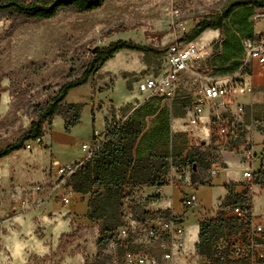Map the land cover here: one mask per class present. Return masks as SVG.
Here are the masks:
<instances>
[{
  "label": "rangeland",
  "instance_id": "rangeland-1",
  "mask_svg": "<svg viewBox=\"0 0 264 264\" xmlns=\"http://www.w3.org/2000/svg\"><path fill=\"white\" fill-rule=\"evenodd\" d=\"M229 1L109 0L91 12L78 13L69 8L54 18L36 21L25 19L11 10L0 11V148L18 140L29 130L62 84L81 76L95 49L126 39L162 50L173 39L175 9H179L185 21L186 34L201 19L219 12ZM249 12L248 23L253 33L264 35V7L239 8L225 18L224 27L209 28L208 34L205 31L199 36L186 37L183 34L184 40L196 43L205 55L193 63L196 69L210 72L218 79H232L240 68L231 69L233 66L229 65L245 61L240 41L249 33V28L239 26L238 21ZM223 36L231 41L225 56L219 54L221 49L218 48ZM165 62V51L121 49L87 83L73 88L53 117L44 121L46 143L43 139L41 145L24 146L0 160V264H126L127 250L160 256L157 245L147 235L152 216L143 207L139 208L133 190H128L124 204L123 225L129 226L130 234L122 236L119 227L114 238L100 247L101 222L89 220L84 201L76 195L71 203L64 204L55 195L44 197L42 192L34 190V186L54 179L51 173L54 161L66 165L75 163L71 161L73 159L84 157L82 145L91 143L95 130L104 129L105 115L106 126H113L139 109L135 103L139 96V82L147 76L162 74L166 69ZM253 64L254 61H246L238 77L242 80L248 78ZM262 70L264 72V65ZM140 95L145 97L143 93ZM250 96H257L259 103L264 105V87L255 89ZM92 103H95L94 108ZM113 104L117 107L124 105L117 112ZM178 108L187 111V106L179 105ZM252 111L247 103L245 124L237 123L236 116L231 117V121L236 122V143L227 135L218 136V129L211 121L209 134L204 125L181 134V125L173 126L172 132L168 129L165 138L157 143V149L168 154L170 170L179 171L183 166L190 172L194 170L200 177L204 171L210 172L215 161L222 163V149L245 155L244 149L250 142H244V138ZM147 112L151 109H142V113ZM258 113L259 118L264 117V109ZM77 115L79 122L67 126ZM203 119L207 123L205 114ZM176 120L172 119L174 124H188L187 119ZM154 132V136H159L157 130ZM202 156L206 158L201 160ZM192 159L198 161L195 169ZM205 165V169L200 167ZM173 181L177 182V179ZM212 183L199 188H183V196H203L208 203L207 212L217 214L218 196L223 193V187L217 179ZM166 191L169 192L170 187ZM253 201L255 213L264 215L262 191L254 197L252 195L251 207L237 208L243 212L242 217L247 218L249 209L252 212ZM131 212V219L126 218ZM189 215V223L196 224L197 215L193 209ZM175 261L177 264L204 262L199 254L188 248L178 254ZM160 264L168 263L160 259Z\"/></svg>",
  "mask_w": 264,
  "mask_h": 264
},
{
  "label": "trees",
  "instance_id": "trees-1",
  "mask_svg": "<svg viewBox=\"0 0 264 264\" xmlns=\"http://www.w3.org/2000/svg\"><path fill=\"white\" fill-rule=\"evenodd\" d=\"M109 0H37L25 2L22 0H0V11L11 10L25 19L47 20L57 16L63 9H73L78 13H87L103 7ZM264 7V0H231L219 12L201 19L190 32L184 36H199L207 29H216L225 26V18L229 17L239 8ZM247 15L238 21V25L249 28V33L244 38L253 37L255 34L250 28ZM237 26V25H236ZM236 38V37H235ZM243 38V39H244ZM227 36H223L218 42L219 54L225 56L230 44ZM243 53L242 40L240 41ZM133 49L139 51H158L152 46L144 45L126 39H118L109 45L97 48L87 64L81 76L66 81L59 91L52 97L45 110H42L38 120L33 121L29 130L23 133L18 140L0 148V160L11 153L22 149L29 140L43 137L44 121L53 117L58 107L64 102L69 92L78 86L87 83L94 73L121 49ZM221 52V53H220ZM227 62V61H226ZM240 63L230 64L231 69L241 67ZM150 113V112H147ZM142 108L137 109L128 118L119 121L113 126L107 125V133L101 146L92 157L82 162L78 169L71 175L68 185L77 193L90 194L88 201V218L90 221H100V235L98 245L104 247L119 227L124 224V204L129 189L141 185L165 186L169 183L167 175L171 168L166 152L157 149V143L164 139L167 124L157 126L159 136H154L153 131H144L146 127V115ZM79 122L77 115L67 126ZM140 139V141H139ZM144 144L142 150L137 142ZM200 158V157H199ZM206 158L202 156L203 160ZM192 166L196 160L192 159ZM204 165V163H203ZM206 166V165H205ZM254 184L264 185V166L254 172ZM134 193V192H133ZM250 191L237 193L234 185L228 186V193L216 214L211 218L200 222L199 241L196 244V253L199 255L212 254L221 238L239 232L245 225L244 219L234 215L227 217L225 208L244 209L251 207L252 195ZM142 207L141 204L139 208ZM148 211H146L147 213ZM132 213V212H131ZM133 214V213H132ZM156 217L158 214L147 213ZM166 214V213H162ZM133 216V215H132ZM249 215L247 218H251Z\"/></svg>",
  "mask_w": 264,
  "mask_h": 264
},
{
  "label": "built area",
  "instance_id": "built-area-1",
  "mask_svg": "<svg viewBox=\"0 0 264 264\" xmlns=\"http://www.w3.org/2000/svg\"><path fill=\"white\" fill-rule=\"evenodd\" d=\"M172 42L169 44L166 58L168 69L161 76H150L139 82V90L151 95H159L166 101L173 103L179 96L181 77L187 76V88L190 98V110L192 115L188 119V128L193 132L199 126L203 115L209 108L211 121L218 129V136H229L233 142L238 141L237 128L231 117L242 115L245 111L243 98L253 92L251 84L239 80L242 68L246 61H254L264 65V35H254L242 39L243 55L245 61L240 69L233 74L232 79H218L210 72L196 69L193 65L204 53L193 41L184 40L183 34L187 32L186 24L179 9L173 12ZM179 31L182 33L179 34ZM240 73V74H239ZM233 126L232 128L230 126ZM104 138L98 133L92 137L91 143H84L82 149L86 152L87 160L93 156L101 146ZM33 143L42 144L43 137H38L26 142L27 148H32ZM223 144V142H220ZM244 157L251 161L253 153L250 145L244 149ZM83 161V162H84ZM82 162L61 165L54 161L51 173L54 179L51 182L37 184L34 190L42 192L44 197L56 196L64 204H69L77 195V192L68 185L71 175L78 169ZM223 170L220 161H215L210 169L208 180L218 176ZM247 180V191L253 184L254 172L248 166L243 172ZM196 201V195H187L183 198V205L190 206ZM226 216L237 215L244 219V227L233 235L221 238L215 251L210 255H199L201 264H264V222L254 220L253 217H242V211L231 206L225 208ZM130 228L127 225L120 227V234L128 236ZM149 239L155 243L160 251V256L155 254H143L127 250L125 252L126 264H160V259L168 264H177L175 258L186 250V227L182 218L173 214H159L150 220L147 229Z\"/></svg>",
  "mask_w": 264,
  "mask_h": 264
},
{
  "label": "crops",
  "instance_id": "crops-1",
  "mask_svg": "<svg viewBox=\"0 0 264 264\" xmlns=\"http://www.w3.org/2000/svg\"><path fill=\"white\" fill-rule=\"evenodd\" d=\"M205 32L208 34V30ZM168 46L169 45H167L166 49L164 50L165 53H167ZM165 67L166 69L162 74H164L168 69L167 58L165 62ZM162 74H160L159 76H161ZM150 76H155V75H150ZM187 76L188 75L186 73L182 75L181 85L179 89V96L173 103L166 101L159 95H151L149 93H145L139 90V96L135 100L136 107H138L139 109L141 108L151 109L150 114L146 116L147 125L144 131H153L157 126H160L161 124L164 123L167 124L168 128L170 129V132H172L173 126H176L177 128L178 125H181L179 129L181 131H179L180 132L179 134L183 132H187L189 130L188 124L182 125V123L178 122V124L176 123L177 124L176 125L172 121V119L182 120V118L187 119L188 121L189 117L192 115V112L190 110L189 91L187 88ZM238 79L242 80V77L241 78L238 77ZM242 81L251 84L253 87V92L255 89L263 88L264 72L262 70V65L258 64L257 62H254L252 73L248 76V78H243ZM253 92L246 95L243 98V101L245 103V108L247 103H250L253 110L251 113V118H250L251 120L248 125L249 128L248 133L247 136L244 138V142L247 141L250 142L251 151L253 153V158L251 159V161L247 160L241 152L236 153L228 149H222L220 151V157L222 159L223 170L218 176L213 177L212 181H207V178L209 176V170H206L207 172L204 171L200 175V177H198V175L194 173V170L190 172L186 170L183 166H181V169L179 171H177V169L169 170V173L167 175L169 183L165 186L141 185L132 188L138 202L146 211L156 213L158 215L162 213L173 214L183 219L186 227V243H187L186 248H188L193 252H196V244L199 241L200 222L203 219L216 216V213L210 214L209 212H207L205 207L207 206L208 203L203 196H199L198 194H195L196 195L195 203H193L190 206L183 205L182 202L183 198L189 195V194H184L183 196V192H182L183 188H187V187L199 188L203 184L213 185L212 183L213 180L217 179L219 181V185L223 187V193L218 196V202H217V210H218L223 202V199L228 193L229 185L231 184L234 185L235 191L237 193H241L247 190L248 184H247V180L243 176V172L248 166L252 168L253 172H257L262 166H264V117H260V118L258 117L259 116L258 112L259 110L264 109V105H261V103H259L257 96H250L253 94ZM141 93L145 95L144 98L140 95ZM247 96L249 97L248 99ZM94 105L95 103H92L91 106L94 108ZM179 105L187 106V111L186 108L183 111L178 110ZM113 106L116 108L117 112L120 111L121 106L117 107L114 104ZM254 114L256 115V118L253 117ZM205 115L207 118V123L204 122V119L202 117L199 126L204 125V127L207 129V132L209 134L210 130L208 124L211 122L209 108L206 110ZM106 116L107 115L104 116V129L102 131L95 130V132H97L99 137L101 138H105V135L107 133V126L105 122ZM236 118H238L237 123L245 124L244 113L242 115L236 116ZM235 123L236 122H234V124ZM45 135L43 136L44 143H46ZM93 135L94 134H92V137ZM209 140L206 141V143L209 142ZM139 141L137 142V146H139L140 150H142L144 144L143 143L141 144V142ZM85 158H86V152L84 157L76 158L71 161L83 162ZM196 165H198V161H196V163L194 164V169ZM200 167L202 169L207 168L206 166H200ZM174 178L177 179V182L173 181ZM167 187H170L169 192L166 191ZM262 191H264V185L254 184V183L252 184L250 192L252 193L253 197L256 193H260ZM77 196L80 200L84 201L86 203V207H88L90 194L77 193ZM192 209H193V213L197 215V223L194 225L189 223L190 222L189 214ZM251 211H252L251 212L252 217L255 221L262 220L264 222V215H258L254 211V201L252 204ZM131 217H132V213H130L129 216H127L126 218L131 219Z\"/></svg>",
  "mask_w": 264,
  "mask_h": 264
},
{
  "label": "water",
  "instance_id": "water-1",
  "mask_svg": "<svg viewBox=\"0 0 264 264\" xmlns=\"http://www.w3.org/2000/svg\"><path fill=\"white\" fill-rule=\"evenodd\" d=\"M96 50V49H95Z\"/></svg>",
  "mask_w": 264,
  "mask_h": 264
}]
</instances>
